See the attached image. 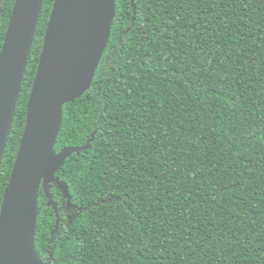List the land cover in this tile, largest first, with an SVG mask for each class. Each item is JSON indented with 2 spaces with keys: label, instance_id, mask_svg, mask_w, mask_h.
<instances>
[{
  "label": "trees",
  "instance_id": "trees-1",
  "mask_svg": "<svg viewBox=\"0 0 264 264\" xmlns=\"http://www.w3.org/2000/svg\"><path fill=\"white\" fill-rule=\"evenodd\" d=\"M15 0L0 1V51ZM54 0H44L0 167V211ZM116 0L90 89L62 107L40 187L45 264H264V0Z\"/></svg>",
  "mask_w": 264,
  "mask_h": 264
},
{
  "label": "water",
  "instance_id": "water-1",
  "mask_svg": "<svg viewBox=\"0 0 264 264\" xmlns=\"http://www.w3.org/2000/svg\"><path fill=\"white\" fill-rule=\"evenodd\" d=\"M1 1V0H0ZM44 0H15L0 51V167L15 116ZM135 8L134 0H131ZM116 0H54L39 66L29 97L20 148L4 191L0 211V264H45L34 236L40 187L59 213L50 193L55 185L71 203L66 184L55 174L72 154L89 148L54 145L62 107L81 97L93 82L108 45Z\"/></svg>",
  "mask_w": 264,
  "mask_h": 264
},
{
  "label": "flooded vegetation",
  "instance_id": "flooded-vegetation-1",
  "mask_svg": "<svg viewBox=\"0 0 264 264\" xmlns=\"http://www.w3.org/2000/svg\"><path fill=\"white\" fill-rule=\"evenodd\" d=\"M60 191H61V190H60ZM61 192H62V191H61ZM62 193H63V192H62ZM63 195H64V194H63ZM64 198H65V197H64ZM65 199H66V198H65ZM66 205H67L68 208H71V207H72V208L76 209L74 206H72L71 203H70V204H67V200H66Z\"/></svg>",
  "mask_w": 264,
  "mask_h": 264
}]
</instances>
